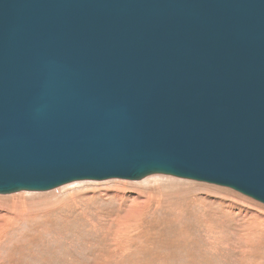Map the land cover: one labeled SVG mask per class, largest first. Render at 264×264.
<instances>
[{"label":"water","instance_id":"obj_1","mask_svg":"<svg viewBox=\"0 0 264 264\" xmlns=\"http://www.w3.org/2000/svg\"><path fill=\"white\" fill-rule=\"evenodd\" d=\"M154 175L264 204V0H0V195Z\"/></svg>","mask_w":264,"mask_h":264},{"label":"rangeland","instance_id":"obj_2","mask_svg":"<svg viewBox=\"0 0 264 264\" xmlns=\"http://www.w3.org/2000/svg\"><path fill=\"white\" fill-rule=\"evenodd\" d=\"M0 264H264V204L163 175L0 195Z\"/></svg>","mask_w":264,"mask_h":264},{"label":"bare ground","instance_id":"obj_3","mask_svg":"<svg viewBox=\"0 0 264 264\" xmlns=\"http://www.w3.org/2000/svg\"><path fill=\"white\" fill-rule=\"evenodd\" d=\"M144 180V179H143ZM77 182H79V181H77ZM81 182H87V181H81ZM73 184H76V182H73V183H69V184H66V185H73ZM66 185H64V186H66ZM63 187V186H62ZM21 192H27V191H21ZM18 193H20V192H18ZM11 195V194H10Z\"/></svg>","mask_w":264,"mask_h":264}]
</instances>
